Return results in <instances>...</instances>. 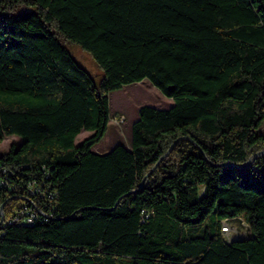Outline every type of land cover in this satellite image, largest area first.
<instances>
[{
  "label": "trees",
  "instance_id": "1",
  "mask_svg": "<svg viewBox=\"0 0 264 264\" xmlns=\"http://www.w3.org/2000/svg\"><path fill=\"white\" fill-rule=\"evenodd\" d=\"M143 78L173 103L95 152L109 93ZM263 119L264 0H0V142L18 138L0 173L46 171L56 204L0 223V264H264ZM235 218L248 232L227 240Z\"/></svg>",
  "mask_w": 264,
  "mask_h": 264
},
{
  "label": "rangeland",
  "instance_id": "2",
  "mask_svg": "<svg viewBox=\"0 0 264 264\" xmlns=\"http://www.w3.org/2000/svg\"><path fill=\"white\" fill-rule=\"evenodd\" d=\"M61 42L74 59L88 71L94 82L98 83L101 77V70L89 52L78 43L68 39H61ZM172 103V98L163 95L147 78L124 84L122 87L112 90L109 93L110 120L103 137L95 146L106 152L117 143L130 145V122L137 118L139 106L148 104L157 108H166ZM259 131H264V119ZM86 133L78 134L75 143H79L84 138L82 136ZM17 140V136H6L0 142V153L7 150L12 141ZM230 224L237 231L235 235L243 236L247 234L248 227L241 218L232 219Z\"/></svg>",
  "mask_w": 264,
  "mask_h": 264
},
{
  "label": "built area",
  "instance_id": "3",
  "mask_svg": "<svg viewBox=\"0 0 264 264\" xmlns=\"http://www.w3.org/2000/svg\"><path fill=\"white\" fill-rule=\"evenodd\" d=\"M0 173V189L22 195L21 205L9 211V206L0 204V223L32 224L36 219H47L55 215V190L52 189L44 178L48 173L43 171L40 179L28 178L24 181V173H13L12 179H8L7 167H2ZM221 230L224 237L230 240L237 232L233 226L222 221Z\"/></svg>",
  "mask_w": 264,
  "mask_h": 264
},
{
  "label": "crops",
  "instance_id": "4",
  "mask_svg": "<svg viewBox=\"0 0 264 264\" xmlns=\"http://www.w3.org/2000/svg\"><path fill=\"white\" fill-rule=\"evenodd\" d=\"M132 122H133V121H132ZM132 122H130V127H131V123H132ZM83 132H87L86 134H84L85 136H87L88 134H90V131H86V130H81L78 134H81V133H83ZM78 134H77V135H78ZM77 135H76V137H77ZM84 135H83L82 137H85ZM76 137H75V141H76ZM82 139H83V138H82ZM82 139H81V140H82ZM95 145H96V144H95ZM95 145L92 147V149H93L95 152H97V153H102L103 151H102L101 149H99V148H98L97 146H95ZM123 145H124L125 147H129V145H125V144H123Z\"/></svg>",
  "mask_w": 264,
  "mask_h": 264
},
{
  "label": "water",
  "instance_id": "5",
  "mask_svg": "<svg viewBox=\"0 0 264 264\" xmlns=\"http://www.w3.org/2000/svg\"><path fill=\"white\" fill-rule=\"evenodd\" d=\"M170 148H171V147H170ZM170 148L168 149V151L170 150ZM168 151H167V152H168ZM167 152H166V153H167ZM256 154H257V153H256ZM256 154L250 156L246 163H249V162L252 160V158H253ZM141 183H142V181H141ZM141 183H140V184H141Z\"/></svg>",
  "mask_w": 264,
  "mask_h": 264
}]
</instances>
